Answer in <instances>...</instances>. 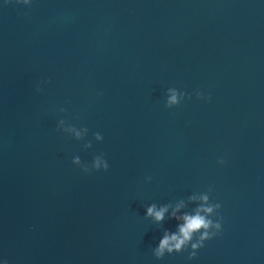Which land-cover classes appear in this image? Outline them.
<instances>
[{
    "label": "water",
    "instance_id": "1",
    "mask_svg": "<svg viewBox=\"0 0 264 264\" xmlns=\"http://www.w3.org/2000/svg\"><path fill=\"white\" fill-rule=\"evenodd\" d=\"M170 87L188 98L165 108ZM200 194L221 233L157 260L177 220L145 208ZM0 256L264 264V0H0Z\"/></svg>",
    "mask_w": 264,
    "mask_h": 264
},
{
    "label": "clouds",
    "instance_id": "2",
    "mask_svg": "<svg viewBox=\"0 0 264 264\" xmlns=\"http://www.w3.org/2000/svg\"><path fill=\"white\" fill-rule=\"evenodd\" d=\"M18 3H22L27 6L31 3V0H17ZM35 92H39V87L34 89ZM189 96L191 94H188ZM195 98L198 101L208 103L210 96L202 93L200 90H196ZM186 97V93L176 88H167L164 94V107L174 108L178 106ZM64 122H57V129L60 131L71 132L72 135L79 139L84 129L75 130L71 127L64 128ZM94 138L97 141L102 140L100 134H95ZM88 147V145H85ZM79 157L72 158L73 165H80ZM225 163L223 157L216 159L218 166H223ZM91 168L95 171H107L108 163L101 156L94 157L91 162ZM82 171H87V168H82ZM196 202V207L191 213L181 212L183 208V202L176 204L169 212L167 206L156 207L155 205H149L144 210V216L151 218L155 223H160L168 213L169 217L177 220L176 230L174 232L165 231L160 237L156 246L152 249L153 256L159 260L165 254L171 255L173 252L180 253L187 251L188 259L191 260L195 257L197 250L203 247L204 243L217 237L222 231V217L220 215L221 205L219 202H210L207 194H200L199 196H193L189 198ZM0 264H8V261L3 256H0Z\"/></svg>",
    "mask_w": 264,
    "mask_h": 264
}]
</instances>
